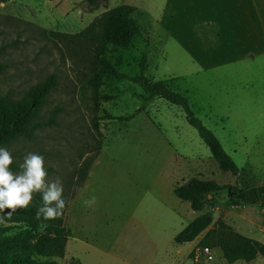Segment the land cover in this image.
<instances>
[{
    "label": "rangeland",
    "instance_id": "374dc122",
    "mask_svg": "<svg viewBox=\"0 0 264 264\" xmlns=\"http://www.w3.org/2000/svg\"><path fill=\"white\" fill-rule=\"evenodd\" d=\"M120 5L134 8L131 18L140 33L127 50L104 46L103 55L119 72L138 74L145 57L144 75L150 81L175 79L168 83L170 89L187 99L195 118L238 168L245 150L264 145L263 126L237 124L228 116L231 103L216 101L231 81L216 79L223 69L204 72L190 59L183 46V20L169 18L167 0L0 2V96L21 99L49 76L58 83L34 121L52 124L3 147L12 154L13 172L21 170L28 153L43 155L49 179L62 181L63 198L75 194L67 202L64 225L70 235L57 263L191 264L192 251L206 231L189 244L175 245L173 239L205 212L212 213L210 227L222 220L264 245L261 209L229 199L233 191L239 196L247 187H259L264 176L222 173L180 107L148 98L140 85L94 74L92 54L102 44L101 18ZM91 26L95 38L74 37ZM97 151L77 189L80 170ZM193 177L231 188L211 194L204 210L193 213L172 193ZM93 198L94 203H86ZM3 227L8 235L24 230ZM211 249L215 264H227L219 249ZM234 264H264V257Z\"/></svg>",
    "mask_w": 264,
    "mask_h": 264
},
{
    "label": "trees",
    "instance_id": "16d2710c",
    "mask_svg": "<svg viewBox=\"0 0 264 264\" xmlns=\"http://www.w3.org/2000/svg\"><path fill=\"white\" fill-rule=\"evenodd\" d=\"M6 0H0L4 2ZM89 5H94L96 0H86ZM134 8L127 5L114 7L102 16L100 39L102 44L92 54L94 59V74L97 76L112 77L117 80L128 81L142 86L148 98H159L171 105L180 107L185 113L187 123L196 130L199 138L208 148L211 158L215 161L222 173L239 175V168L224 151L220 142L202 123L195 118L189 108L187 99L181 94L170 89L169 84L174 81H150L144 75L145 57L139 64V73L127 75L119 72L114 65L103 55L104 46L110 45L117 50L129 49L140 30L136 22L131 18ZM54 36H64L61 33L50 32ZM75 38H95L93 26L74 35ZM4 65L0 63V73ZM169 83V84H168ZM54 76L47 77L37 84L23 98L9 100L0 96V147L8 145L19 137H28L37 128H44L51 121L35 123V119L41 110L48 94L57 86ZM107 98V97H102ZM129 120V118H118ZM98 156L88 161L80 170L82 174V186L91 162ZM229 185H220L214 180H206L193 177L183 184L176 185L173 195L182 202L189 204L193 213H201L206 205L207 197L224 189H230ZM75 194L64 197L65 208L62 215L54 220H44L36 217L37 209L42 205L40 194H34L33 201L24 210L17 209L16 213L0 223V264H58L57 260L63 258L69 231L64 225V215L67 202L74 198ZM231 202H238L244 206H256L261 209V219L264 221V183L259 187H247L237 196L233 191L229 193ZM212 213L205 212L195 217L173 239L175 245H183L193 242L204 231L200 244L209 248H217L222 253V258L227 264L238 261L253 262L257 257H264V245L256 240L245 237L236 232L224 221L219 220L212 225ZM3 224L20 225L22 232L12 235L6 234Z\"/></svg>",
    "mask_w": 264,
    "mask_h": 264
},
{
    "label": "crops",
    "instance_id": "0c3cea01",
    "mask_svg": "<svg viewBox=\"0 0 264 264\" xmlns=\"http://www.w3.org/2000/svg\"><path fill=\"white\" fill-rule=\"evenodd\" d=\"M167 1L169 18L183 20V46L190 59L204 72L223 69L216 79L231 81L216 101L231 103L228 116L237 124L264 127V0ZM241 174L264 176V145L244 151Z\"/></svg>",
    "mask_w": 264,
    "mask_h": 264
},
{
    "label": "clouds",
    "instance_id": "9594fccd",
    "mask_svg": "<svg viewBox=\"0 0 264 264\" xmlns=\"http://www.w3.org/2000/svg\"><path fill=\"white\" fill-rule=\"evenodd\" d=\"M12 154L0 147V223H4L17 209H26L33 201L34 194H40L42 205L36 217L54 220L62 215L65 208L64 188L59 177L50 180L45 166V158L37 153H28L20 165L19 172H13ZM92 201L86 203H94ZM5 209L11 211L5 213Z\"/></svg>",
    "mask_w": 264,
    "mask_h": 264
},
{
    "label": "built area",
    "instance_id": "2783aa9c",
    "mask_svg": "<svg viewBox=\"0 0 264 264\" xmlns=\"http://www.w3.org/2000/svg\"><path fill=\"white\" fill-rule=\"evenodd\" d=\"M191 264H215V257L212 249L207 246L199 245L192 251Z\"/></svg>",
    "mask_w": 264,
    "mask_h": 264
}]
</instances>
